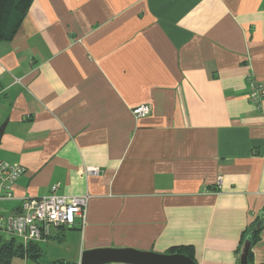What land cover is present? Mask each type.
Returning a JSON list of instances; mask_svg holds the SVG:
<instances>
[{"label": "crops", "instance_id": "1", "mask_svg": "<svg viewBox=\"0 0 264 264\" xmlns=\"http://www.w3.org/2000/svg\"><path fill=\"white\" fill-rule=\"evenodd\" d=\"M249 75L264 87V0H33L0 40V162L26 169L0 209L55 185L90 199L84 224L12 264L175 247L240 264L264 217V99L250 100ZM252 253L264 264V229Z\"/></svg>", "mask_w": 264, "mask_h": 264}, {"label": "built area", "instance_id": "2", "mask_svg": "<svg viewBox=\"0 0 264 264\" xmlns=\"http://www.w3.org/2000/svg\"><path fill=\"white\" fill-rule=\"evenodd\" d=\"M248 96L260 108L264 99V87L253 75L248 76ZM132 112L135 118H144L150 114L151 107L144 104L134 108ZM25 172L26 169L19 164L0 162V202L13 198V186ZM57 190L58 186L55 185L48 196L23 199L17 213L4 214L0 209V233L15 237L27 245L45 242L55 228L84 224L90 197L63 196Z\"/></svg>", "mask_w": 264, "mask_h": 264}, {"label": "trees", "instance_id": "3", "mask_svg": "<svg viewBox=\"0 0 264 264\" xmlns=\"http://www.w3.org/2000/svg\"><path fill=\"white\" fill-rule=\"evenodd\" d=\"M32 3L33 0H0V40L10 41L14 39ZM263 229L264 217H261L246 232L247 239L249 238L253 243L252 249L259 241L260 233ZM254 230L255 233H252ZM170 252V254H183L193 259L190 253V247H175ZM252 255L251 250L249 264L252 262ZM24 256L38 261L41 257L39 243L24 245L15 237L11 236L9 239H6L0 235V264H12L15 259L24 258Z\"/></svg>", "mask_w": 264, "mask_h": 264}, {"label": "water", "instance_id": "4", "mask_svg": "<svg viewBox=\"0 0 264 264\" xmlns=\"http://www.w3.org/2000/svg\"><path fill=\"white\" fill-rule=\"evenodd\" d=\"M255 233V230L252 232ZM253 243L248 238L244 241L239 261L249 264V256ZM79 264H197L183 254H157L134 249H97L83 253Z\"/></svg>", "mask_w": 264, "mask_h": 264}, {"label": "rangeland", "instance_id": "5", "mask_svg": "<svg viewBox=\"0 0 264 264\" xmlns=\"http://www.w3.org/2000/svg\"><path fill=\"white\" fill-rule=\"evenodd\" d=\"M0 235H2L4 238H6V239H9L10 238V236L9 235H7V234H5V233H0Z\"/></svg>", "mask_w": 264, "mask_h": 264}]
</instances>
